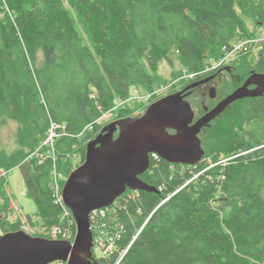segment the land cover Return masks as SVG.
I'll return each mask as SVG.
<instances>
[{
	"label": "trees",
	"instance_id": "obj_1",
	"mask_svg": "<svg viewBox=\"0 0 264 264\" xmlns=\"http://www.w3.org/2000/svg\"><path fill=\"white\" fill-rule=\"evenodd\" d=\"M249 1L0 0V114L22 122L19 145L28 148L0 151V174L15 166L22 170L25 193L37 207L33 217L26 216L40 233L59 224L61 207L48 184L50 161L27 157L50 123L65 124L55 141L59 158L80 147L81 164L86 141L100 129L96 120L128 101L132 88L152 91V74L161 61L172 63L171 51L199 77L208 73H199L208 53L218 56L222 46L229 50L254 36L235 7ZM256 9L264 24V3L258 1ZM37 50L43 62L31 70L26 61L34 62ZM255 65L264 70V41ZM242 101L243 108L227 119L224 164L212 152L210 164H216L208 169L205 159L170 167L162 159L159 169L140 175L165 190L140 191L139 201L126 204L132 222L121 217L122 246L147 221L118 264H264V141L243 129L254 119L264 121V95ZM116 113L123 117L131 110L121 106ZM17 228V222L0 218L3 233ZM94 261L113 264L115 256Z\"/></svg>",
	"mask_w": 264,
	"mask_h": 264
},
{
	"label": "water",
	"instance_id": "obj_2",
	"mask_svg": "<svg viewBox=\"0 0 264 264\" xmlns=\"http://www.w3.org/2000/svg\"><path fill=\"white\" fill-rule=\"evenodd\" d=\"M212 77L158 98L142 115L136 113L103 126L87 141L83 162L68 173L63 184L62 199L75 221L73 242L32 236L23 230L0 233V264H48L55 260L92 264L91 210L110 205L126 188L156 193L155 186L140 178L149 166L150 153L172 164L197 163L204 154L198 136L201 129L232 102L264 93V74L252 73L242 86L213 108L204 107L205 113L194 120L185 92ZM251 83L256 87L248 88ZM209 96L215 97L214 87Z\"/></svg>",
	"mask_w": 264,
	"mask_h": 264
},
{
	"label": "rangeland",
	"instance_id": "obj_3",
	"mask_svg": "<svg viewBox=\"0 0 264 264\" xmlns=\"http://www.w3.org/2000/svg\"><path fill=\"white\" fill-rule=\"evenodd\" d=\"M258 1H262L264 3V0H250L246 5H244L243 8L239 7L238 4H235V7L237 12L245 20L248 30L253 33L254 36L250 37L258 39V44H262L264 41V24L258 23L259 20L255 17ZM259 51L260 48L253 47L250 51H246L245 53L241 54H234L228 57L227 64L231 65L232 70L229 72L224 70L225 72L220 73L216 80L212 81L208 85V87L213 86L216 88L215 98H209L207 93L204 94V92H207L206 85H203L204 87L202 88H195L191 92V95L186 97V100L190 103L194 111V120L201 117L205 113L203 109L204 107L208 109L214 107L218 101L235 90L236 87L241 83L235 81L237 77L250 76L251 71L254 69L255 61L259 55ZM220 53L221 54L218 56L208 53L206 56L207 58L205 59L206 62L208 60L216 61L221 55H223L222 51ZM169 57L172 63H169L166 60L161 61L156 73L152 74L155 80L154 95L162 96L171 92L179 91L178 89L180 88L181 84L189 81L187 78L188 72L179 65L176 53L171 51L169 53ZM43 58L44 56L42 51L37 50L35 61L31 63L27 60L26 66L33 70L34 67L41 65ZM19 63H21L20 60ZM224 66L225 64H223V66H219L216 71L222 69ZM255 71L264 72V70L259 68H256ZM149 92L143 88H139L137 90L132 88L130 90L131 97L136 96V99L125 102L124 106L131 111L134 110L132 108H137L139 106L140 109L138 108V110L132 111L131 113H143L144 108L141 107L140 104L143 101L144 95H147ZM242 100L243 99H239L229 104L226 109H224L216 118L209 122V124L206 127H203L199 132L198 136L201 141V147L204 150V163L207 162L205 163L207 166L212 163L211 158L208 156L212 152L219 154V160L216 163H224L229 158L224 155L225 142L227 140V136L230 133L228 130L229 123L227 124V119L229 117L234 118L235 115L238 114V112L243 108ZM108 121L104 119L99 122V125L102 126ZM22 128L23 124L19 119L9 117L3 113L0 114L1 152L11 155L18 151V149H23L25 152L28 151L27 147H22L19 145V134ZM243 129L249 130L257 140L264 141L263 120L254 119L250 121L249 124ZM116 135L117 131L114 133V137H116ZM79 148L80 147H76L72 153L67 154L65 161V157H61L60 164H62L64 161L62 164L63 168L68 167L73 170L78 166L80 161ZM2 179V184H0V218H3L10 223L17 222V206L20 208L23 214L33 217L37 207L33 200L25 193L22 170L17 166L12 167L10 170H4ZM37 227H39L38 223H35L33 229H38ZM0 233H3L1 229ZM48 264H56V262L53 261Z\"/></svg>",
	"mask_w": 264,
	"mask_h": 264
},
{
	"label": "built area",
	"instance_id": "obj_4",
	"mask_svg": "<svg viewBox=\"0 0 264 264\" xmlns=\"http://www.w3.org/2000/svg\"><path fill=\"white\" fill-rule=\"evenodd\" d=\"M258 39L253 37H245L243 39L235 41L230 46L228 50L226 46L221 47V51L224 53L221 55L216 61L208 60L205 64L204 70L199 73H205L217 69L219 66H223V64H227L228 57L234 54L245 53L246 51H250L253 47L260 48L261 44H258ZM188 79L193 78L197 73L188 72ZM155 94V90L149 92L143 99V101L147 102L152 95ZM118 114L115 112L114 108L104 112L96 122L99 123L102 120H110L117 119ZM92 128L91 125H88L84 129L90 130ZM65 124H56L51 122L45 136L40 140L34 150L29 154L27 158H35L38 163L42 164L46 160L50 161L49 165V187L51 191V196L53 202L61 207V214L59 218V224L51 225L47 228L44 233V236L48 239L52 240H67L69 242H73L75 236V223L74 219L71 215L70 210L65 206L62 199V187L64 181L66 179L67 174L63 171V162L62 164L61 158H59L58 153L56 151L55 141L64 134ZM150 164L147 172L152 173L154 170L159 169L162 166L161 158L157 153L149 154ZM204 160V159H203ZM226 162V161H225ZM224 162V163H225ZM222 163V162H220ZM222 163V164H224ZM172 164H169V167ZM212 164L209 165V167ZM195 167V166H194ZM206 167L205 169H207ZM203 169V170H205ZM202 170V171H203ZM3 172H1V176H3ZM196 176V175H195ZM192 179V178H191ZM191 179L185 182L188 183ZM157 189L161 192L165 190L163 185H159ZM180 188H176L171 193H168L166 197H164L160 203H158L155 208L156 210L163 202L168 200L172 195H174ZM140 190H132L126 189L120 196L115 198L113 202L108 206H103L99 208H95L91 210L89 213V222H90V231L92 233L93 245L91 247L92 256L95 259L99 258H112L115 256L114 264H118L121 259L124 257L128 248L132 244V242L137 237L140 230L145 225V222L139 227L136 231L135 235H133L131 241L126 245L122 246L120 243V239L125 232V223L121 219L122 216H126L128 220L131 221V214L127 213L126 204L128 202L136 203L140 199ZM17 217L19 220V228L24 230L25 232L31 235H37L38 232L33 229L30 225L27 217L21 212L19 208H17ZM140 213V209L138 210ZM128 214V215H127ZM132 222V221H131ZM56 264H64L61 260H56Z\"/></svg>",
	"mask_w": 264,
	"mask_h": 264
},
{
	"label": "flooded vegetation",
	"instance_id": "obj_5",
	"mask_svg": "<svg viewBox=\"0 0 264 264\" xmlns=\"http://www.w3.org/2000/svg\"><path fill=\"white\" fill-rule=\"evenodd\" d=\"M257 67H256V65L254 66V69L251 71V74L252 73H262V74H264V72L262 71H255V69H256ZM223 71H221V70H217L216 71V69L215 70H212V71H209L208 73H206V74H204L203 76L201 75V76H199V77H197V76H194L193 78H191V79H188L189 81L188 82H186V83H183V84H181V86H180V88L178 89V90H181L183 87H185L186 85H188L189 83H192V82H195V81H199V80H202V79H204V78H207V77H210V76H213L211 79H209L208 81H206V82H204V83H202V84H199V85H197V86H195V87H193V88H190L189 90H187L185 93H186V97H188L189 95H191V92L195 89V88H199V87H204L203 85H206L207 87V92H204V94L205 93H207L208 94V97L209 98H211L210 96H209V92H210V89L213 87H208V85L212 82V81H214V80H216V78H217V76L220 74V73H222V72H225V71H227V72H229V71H231L232 70V68H231V65H228V64H226L225 65V69H222ZM225 70V71H224ZM219 71V72H218ZM251 74H250V76H251ZM249 76V77H250ZM197 77V78H196ZM249 77H237L236 78V82H241L240 83V85H238L236 88H238V87H240V86H242L245 82H246V80L249 78ZM256 87V85L255 84H249L248 85V88H250V89H253V88H255ZM215 88V87H214ZM234 91V90H233ZM232 91V92H233ZM261 95H264V93H262ZM215 96H216V88H215ZM227 96V95H226ZM186 97H185V99H186ZM215 98V97H214ZM219 102V101H218ZM235 102V101H234ZM228 107V106H227ZM226 107V108H227ZM213 108V107H212ZM225 108V109H226ZM211 109V108H210ZM207 110H209L208 108H207ZM205 111V110H204ZM106 124V123H105ZM104 124V125H105ZM104 125H102V127L104 126ZM206 127V126H205ZM101 129V128H100ZM169 132L170 133H173L174 131L173 130H169ZM92 264H95V261H93L92 262Z\"/></svg>",
	"mask_w": 264,
	"mask_h": 264
},
{
	"label": "clouds",
	"instance_id": "obj_6",
	"mask_svg": "<svg viewBox=\"0 0 264 264\" xmlns=\"http://www.w3.org/2000/svg\"><path fill=\"white\" fill-rule=\"evenodd\" d=\"M153 90H155V89H153ZM145 96H146V95H144V97H145ZM162 96H164V95H162ZM162 96H160V95H152V97H151L147 102L142 101V104H145L146 107H147L151 102L157 100L158 98H160V97H162ZM144 97H143V99H144ZM154 97H155V98H154ZM132 99L135 100V99H136V96H132V97H130V98L128 99V101H129V100H132ZM150 100H151V101H150ZM125 102H127V101H123V102H119V103H117V105H116L115 107H113L114 110H115V112H116V109H117L118 107L124 106ZM146 107L144 108V111H145ZM113 108H112V109H113ZM110 110H111V109H110ZM137 110H138V109H137ZM132 111H136V109H135V110H132ZM132 111H131V112H132ZM134 113H135V112H134ZM136 113L141 114L142 112H136ZM136 113H135V114H136ZM143 113H144V112H143ZM143 113H142V114H143ZM130 114H131V115L123 116V117H119V116H118L117 119H122V118H125V117H129V116H134V115H135V114H132V113H130ZM142 114H141V115H142ZM117 119H110V120L108 119L109 121L107 120L108 122H107L106 124H108L110 121L117 120ZM210 122H211V121H210ZM98 124H99V123H98ZM106 124H105V125H106ZM103 125H104V124H103ZM105 125H104V126H105ZM99 128L102 129V126H100ZM101 129L98 130L97 134L100 132ZM97 134H96V135H97ZM96 135H95V136H96ZM93 138H94V137H93ZM93 138H90V139H93ZM90 139H88L87 141H89ZM87 141H86V143H87ZM85 145H86V144H85ZM203 156H204V154H203ZM203 156L201 157V159H200L197 163H201V162L203 161V159H205ZM195 164H196V163H195ZM195 164H193V165H195ZM184 165H185V164H184ZM193 165H192V166H193ZM213 165H214V164H213ZM213 165H212V166H213ZM195 166H196V165H195ZM207 167L209 168V166H207ZM210 167H211V166H210ZM208 168H207V169H208ZM67 175H68V174H67ZM66 177H67V176H66ZM65 180H66V179H65ZM64 182H65V181H64ZM23 183H24V182H23ZM62 188H63V187H62ZM126 189H129V188H126ZM126 189H125V190H126ZM125 190H124V191H125ZM132 190H137V189H132ZM140 191H141V190H140ZM119 196H120V195H119ZM116 198H117V197H116ZM17 208H19V207L17 206ZM19 209H20V208H19ZM71 215H72V214H71ZM26 217H27V219H28V216H26ZM28 221H29V220H28ZM29 223H30V225H31L32 227L34 226V225L31 224L30 221H29ZM74 223H75V221H74ZM17 225H18L17 230H22V229L19 228V220H18V218H17ZM35 230L38 232V234H37V235H32V236H38V237H44V238H46V237L44 236V234H43V233H45V232L40 233L39 229H35ZM23 231H24V230H23ZM44 231H45V230H44ZM24 232H25V231H24ZM75 232H76V227H75ZM26 233H27V232H26ZM28 234H29V233H28ZM29 235H31V234H29ZM74 237H75V236H74ZM47 239H48V238H47ZM51 240H52V239H51ZM91 253H92V252H91ZM92 257H93V256H92ZM93 258H94V257H93ZM55 261H56V260H55ZM55 261H54V262H55ZM61 261H62V260H61ZM93 261H94V260L92 259L91 262H93ZM63 262H64V261H63ZM64 264H66V262H64ZM113 264H114V263H113Z\"/></svg>",
	"mask_w": 264,
	"mask_h": 264
},
{
	"label": "bare ground",
	"instance_id": "obj_7",
	"mask_svg": "<svg viewBox=\"0 0 264 264\" xmlns=\"http://www.w3.org/2000/svg\"><path fill=\"white\" fill-rule=\"evenodd\" d=\"M160 158H161V157H160ZM161 159H162V158H161ZM149 164H150V159H149ZM170 164H172V163H170ZM148 168H149V166H148ZM148 168H147V170H148ZM147 170H146V171H147ZM146 171H145V172H146ZM61 190H62V189H61ZM21 212H22V211H21ZM22 213H23V212H22ZM24 215H25V214H24ZM25 216H26V215H25ZM149 216H150V215H149Z\"/></svg>",
	"mask_w": 264,
	"mask_h": 264
}]
</instances>
